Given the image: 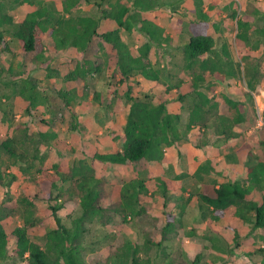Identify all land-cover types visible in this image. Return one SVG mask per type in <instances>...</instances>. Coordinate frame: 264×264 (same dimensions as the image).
I'll return each instance as SVG.
<instances>
[{"label":"trees","instance_id":"trees-1","mask_svg":"<svg viewBox=\"0 0 264 264\" xmlns=\"http://www.w3.org/2000/svg\"><path fill=\"white\" fill-rule=\"evenodd\" d=\"M175 1L62 0L61 10L39 4L15 24L13 14L0 0V44L15 24L13 35L18 40L23 64L22 82L15 90L27 99L28 116L38 103H50L39 90L43 81L32 72L42 68L48 77L52 72L57 75L58 67L54 61L52 67L45 53L48 50L55 58L56 52L63 50L70 53L72 64L63 76L65 81L81 83L90 75L99 80L88 106L111 115L110 132L119 141V148L114 151L82 150L67 168L59 162L45 168L47 147L60 146L54 121L38 114L32 124L28 120L14 121V117L10 120L11 130L0 131V185L5 188L17 177L15 172L4 171L3 166L15 165L33 188L17 196L22 223H12L9 230L4 219L12 216L14 210L7 204L11 197L2 190L0 262L19 259L26 264H88L84 254L88 245L86 233L89 224L99 220L104 224L133 222L141 236V241L125 237L111 246L105 264H152L148 256L152 248L160 249L164 264H189L187 255L178 249L169 250L167 242L183 234H198L200 224L206 227L202 235L222 256L243 252L252 259L259 256L264 264V140L257 149L243 142L242 133L234 128L244 119L240 103L217 90L218 81L225 74L232 75L235 68L240 71L241 63L231 57L225 38L220 42L221 15H213L217 6L230 21L235 20L236 44L254 49L264 39V24L254 27L251 22L264 18V7L254 6L249 0L245 6V13L252 15L249 20L240 14L237 0H193V9L179 10L176 16L179 31L184 20L189 25L187 36L177 40L171 33L175 27L167 28L143 15L145 10ZM81 2L94 4L100 15L81 12ZM168 7L178 11L176 6ZM103 18L114 20L115 26L101 27ZM138 23L137 29L145 39L133 51L120 31H130ZM45 37L49 39L47 43ZM174 46L182 47L181 71L187 76L172 80L163 75L152 55ZM239 58L252 66L247 55ZM231 61L233 64L226 70L225 63ZM253 67L247 83L253 88L259 82L264 89V68L256 64ZM142 79L152 83L148 92L144 91ZM121 83L125 85V105L115 98ZM53 92L67 106L72 105L73 94L54 86ZM240 93L246 94L244 90ZM187 97L191 98V105L181 127V109L171 108L170 104L183 102ZM221 100L227 112L216 111ZM0 109L7 113L1 98ZM118 110H125L123 122L117 121ZM72 118L77 125L78 112L74 109ZM41 123L51 130H44ZM213 135L224 143H241L233 158L244 171L231 170L234 173L224 174L223 180L202 182L197 189L187 190L183 175L189 171V155L183 142L202 148L211 143ZM67 145L63 142L61 147ZM170 145L178 149L182 171L149 177L151 166L165 159V147ZM69 148L73 149L70 145ZM95 161L106 164L107 173L98 174ZM211 170L218 171L210 163H202L194 175L202 178ZM153 179L155 188L151 190L149 181ZM157 195L162 198L160 202L154 198ZM39 202H47L53 215V224L43 232L42 242L29 235ZM63 208L72 211L65 218L59 213ZM198 260L199 254L192 262L198 264Z\"/></svg>","mask_w":264,"mask_h":264},{"label":"rangeland","instance_id":"rangeland-1","mask_svg":"<svg viewBox=\"0 0 264 264\" xmlns=\"http://www.w3.org/2000/svg\"><path fill=\"white\" fill-rule=\"evenodd\" d=\"M205 3H209L210 0H204ZM240 4V14L242 16H247L250 20L252 15L246 14L242 6H246L249 0H237ZM6 8L11 12L15 19V24L26 14L27 11L32 10L39 4L51 6L52 9L55 6L56 10H61L62 0H4ZM254 6L264 7V0H253ZM79 10L81 12L92 13L95 15H100V10L94 5L85 2H81L79 5ZM170 6H176L178 9H183L184 7L194 6L193 0H178L175 4H170ZM205 7L207 4L204 5ZM171 9L168 11L170 13ZM167 11L157 10L155 15L162 17L168 13ZM172 16H177L176 11L172 13ZM170 15L164 16L168 19H174ZM164 19V18H163ZM167 20V19H165ZM252 20V19H251ZM175 20H173L174 22ZM110 20H104L103 23L109 24ZM165 22V21H163ZM15 24L6 33L4 39L0 44V98L2 100L4 108L7 110L6 114H3V110L0 109V131L3 133L7 129L10 120L14 117V121L28 120L32 124V120L36 118V115L42 116L45 119H51L56 124L55 130L57 131V138L60 139V146L50 145L47 147L49 156L47 157L44 167L51 168L53 162H59L63 165V168L72 162L82 150L92 151L99 150L100 152L114 151L119 148V141L115 139L113 133L110 132L112 117L111 115H106L100 110H96L88 106L89 98L94 88L96 87L99 80L95 79L93 75L87 77V79L81 83H76L72 80L65 81L63 76L72 68L70 62V53L63 50H58L56 52L55 58H53V53L50 54L48 50L46 55H48L49 62L53 67V61L55 66L58 67V74L50 77L46 76L45 69H35L32 74L39 77L43 81V85L39 86V90L42 94H45L50 100L49 105L46 102H41L32 109V115L28 116L26 110L27 99L23 98L16 90L15 87L20 86L22 82L21 71H22V61L21 52L18 44V40L14 37L13 31L15 30ZM252 26H260L264 24V18H257L255 21L251 22ZM175 25V24H174ZM188 23L182 22V34L180 37L176 38L180 40L182 37L188 34ZM175 33L179 32L177 26H174ZM218 32L220 37V42L225 38L229 45L230 55L233 58L240 60V71L235 68L232 75L225 74L224 79L218 81L217 90L220 93L231 96L235 100L239 101V108L243 114V121L234 125V128L242 133V137L245 141L249 142L254 148H258L261 145V141L264 140V89L261 84L257 82L253 88L247 83V77L253 69V64L258 67L264 68V39L258 43V46L254 49H248L244 46L239 47L234 39L236 33V25L228 24L227 27H221ZM123 37L131 45V49L134 51V43H138L141 39H145L142 32L132 29L128 31L126 29H121ZM178 30V31H177ZM213 33V32H212ZM217 34V33H216ZM214 35V34H213ZM49 39L45 37V42L47 43ZM71 50H69L70 52ZM72 54V53H71ZM240 55H247L250 65L247 64L245 60L239 58ZM152 58L158 66L163 71V75L169 76L172 80L176 79L179 75L187 76L182 73V65L184 63L183 51L181 46H174L165 48V51L161 53H154ZM233 62H226L225 69L229 70L230 65ZM228 80V81H227ZM150 81H143L144 91L148 90V85ZM54 88H63L71 94H73V101L71 106L65 104L64 99H62L57 93L53 92ZM125 85L123 83L118 85L119 93L116 94L115 98H119L122 105L126 104V98L124 96ZM240 90H244L246 94L240 93ZM89 93V94H88ZM78 103H81L78 105ZM181 106L182 112V123L181 127L184 126L188 117V108L191 105V98L187 97L183 102H174L173 106ZM48 108L46 109L45 107ZM217 112H227L228 108L221 101L215 107ZM72 109L78 112V124L75 125L72 118ZM125 110H118L115 112L118 122L124 121ZM38 116L36 119H38ZM262 117V123L259 122V117ZM231 117H229L230 119ZM44 130H51L48 125L41 123ZM74 126V127H73ZM66 142L67 147H61V144ZM182 142V140H180ZM239 141L224 143L222 139H219L216 135H213L210 144L199 148L184 140L188 155H189V171L187 174L183 175V183L187 190L197 189L202 182H209L212 180H223L224 174L230 172L231 168L244 171L243 167L236 162L233 158V145ZM69 145L72 148H69ZM239 144L237 145V147ZM241 146V145H240ZM165 159L156 165H152L148 176L154 178L156 174L165 173L167 175H174L175 173L182 171L180 156L178 149L173 145L165 147ZM202 163H210L218 171H213L209 174L204 175L202 179L194 175L197 167ZM95 167L98 174L107 173V165L95 161ZM4 171H12L17 174V177L7 186L3 187L0 185V201H3V188L6 190L8 195L11 197V201H7V204L14 210L13 215L4 219L6 228L9 230L12 223L17 222L22 223L21 215L19 213L20 209L16 203L17 196L25 191L33 188V185L29 179L19 173L18 168L14 165L11 167L3 166ZM234 173V171L230 172ZM150 189L155 188L154 179L149 181ZM149 197V195H148ZM147 197V198H148ZM153 199V197H149ZM158 202L162 198L157 195L154 197ZM153 211L158 212L153 209ZM72 212L71 209L63 208L59 211L60 215L64 218L68 213ZM34 225L29 226V235L32 239L39 242L43 240V232L45 229L53 224V215L47 202H39L37 204V209L34 213ZM67 219V218H66ZM206 227L200 224L197 227L198 234H193L187 236L183 234L181 237H177L171 241H168V249L173 251L175 249L180 250L182 253L187 255V258L191 260L189 264H194L192 260L199 254L198 264H263L261 263V258L259 256L252 259L250 256L243 252H234L222 256L219 250L211 240L202 235ZM226 235H230V232H226ZM125 237H129L136 241H141V236L131 223L123 224H112V223H101L99 220H94L89 224V230L86 233V241L88 245L85 247L84 254L85 259L88 264H105L106 256L110 251L111 246H116L122 242ZM224 242V240H223ZM152 264H164L165 258L162 256L160 249L152 248L149 251ZM0 264H26L23 260H16L13 262L11 259H7Z\"/></svg>","mask_w":264,"mask_h":264},{"label":"crops","instance_id":"crops-1","mask_svg":"<svg viewBox=\"0 0 264 264\" xmlns=\"http://www.w3.org/2000/svg\"><path fill=\"white\" fill-rule=\"evenodd\" d=\"M178 1V0H177ZM177 1H175L174 3H176ZM170 4L171 3H168V4H162L161 5V7H159V8H156V9H149V10H145V11H143V15H144V17H148V18H152L155 22H157V23H159V24H161V25H163V26H165V27H167V28H171V27H174V26H176V22L174 21L173 22V20H176L177 19V17L176 16H172V13H175V11H170V13L168 12L170 9H169V7L168 6H170ZM193 7L194 6H190V7H184V10L183 9H178V11L176 12V14L178 15L179 14V10H181V12L182 11H185V9L186 8H189L190 10L191 9H193ZM241 7V6H240ZM204 8H206V7H204ZM218 7L216 6V8H214L213 9V15L214 16H216V17H218L219 16V13H220V15H221V27H227L228 26V24H234V25H236V22H235V20H233V21H230V19L228 18V16L226 15V13L225 12H222L221 13V11L219 10V9H217ZM242 8L245 10V6H242ZM157 10H159V11H161V13L163 12V11H167L168 13H165L167 16L168 15H170L171 14V16L172 17H174V19L172 20V19H168V17L167 18H165L164 16H166V15H163L162 17H159L158 15H155L154 13H155V11H157ZM164 18V19H163ZM165 19H167V20H165ZM104 20H110L111 22H109V24H107V23H103V21ZM163 21H165V22H163ZM183 22H186L187 23V21L186 20H184ZM175 24V25H174ZM140 24L138 23L137 25H134L133 27H132V29H134V30H138L137 29V26H139ZM100 26L101 27H105V26H115V22H114V20H112V19H108V18H103V19H101V23H100ZM189 27V26H188ZM131 29V30H132ZM130 30V31H131ZM133 31V30H132ZM131 31V32H132ZM139 31V30H138ZM174 31H176V30H173V32H171L172 33V35H174V37H175V39L176 38H178V37H180V35L183 33L182 31H179V32H177V33H175ZM178 31V30H177ZM120 33H121V37H122V39L124 40V41H126L125 40V38L123 37V33H122V30L120 31ZM213 34H216V32H214ZM145 37V36H144ZM143 39H141L139 42H141ZM127 42V41H126ZM138 42V43H139ZM128 43V42H127ZM138 43H134V46L136 47L137 46V44ZM143 81L145 80V79H142ZM143 81H142V84H143ZM146 81H148V80H146ZM147 83H149V85H148V87L152 84L151 82H147ZM147 87V88H148ZM174 103V102H173ZM173 103H171L170 104V107L171 108H181V106H173ZM243 136V135H242ZM242 140H243V142L245 141L244 139H243V137H242ZM247 142V141H246ZM234 143V142H233ZM239 144V146L241 145V143L240 142H236L234 145H233V155H234V153H235V150L237 149V148H239V146L237 147V145ZM158 164V163H157ZM153 165H156V164H153ZM152 167V166H151ZM231 170H234V168H231ZM230 170V172H232ZM235 170H237V169H235ZM203 178V177H202ZM202 178H200V179H202Z\"/></svg>","mask_w":264,"mask_h":264},{"label":"built area","instance_id":"built-area-1","mask_svg":"<svg viewBox=\"0 0 264 264\" xmlns=\"http://www.w3.org/2000/svg\"><path fill=\"white\" fill-rule=\"evenodd\" d=\"M262 121H263V120H262V117L260 116V117H259V122L262 123Z\"/></svg>","mask_w":264,"mask_h":264}]
</instances>
